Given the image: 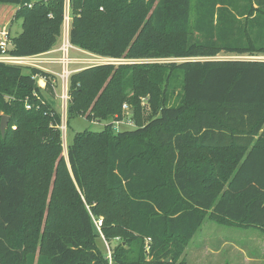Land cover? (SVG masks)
Listing matches in <instances>:
<instances>
[{"label": "trees", "instance_id": "16d2710c", "mask_svg": "<svg viewBox=\"0 0 264 264\" xmlns=\"http://www.w3.org/2000/svg\"><path fill=\"white\" fill-rule=\"evenodd\" d=\"M0 3L17 5L13 20H22L11 54L54 48L65 0ZM70 13L72 45L114 59L182 60L73 72L69 120L117 116L128 102L136 126L79 131L68 160L61 113L44 95L53 96L55 74L0 62V123L10 117L0 128V264H110L91 213L105 217L107 239L124 237L114 264H188L207 214L264 231V60L213 59L264 53V0H70ZM142 97L153 108L145 123Z\"/></svg>", "mask_w": 264, "mask_h": 264}, {"label": "rangeland", "instance_id": "374dc122", "mask_svg": "<svg viewBox=\"0 0 264 264\" xmlns=\"http://www.w3.org/2000/svg\"><path fill=\"white\" fill-rule=\"evenodd\" d=\"M38 1V0H32ZM12 4H0V18L3 14H6L8 10L1 6H11ZM3 8V9H2ZM9 13L8 18L0 19L1 23H6L10 17V22L7 23L10 35L15 36L22 31V20H13V11ZM7 9V8H6ZM71 14V13H70ZM62 42V36L59 37L57 43ZM80 48V47H79ZM82 49V48H81ZM84 50V49H83ZM54 55L53 53H51ZM70 55L75 59L66 66V69L70 72L68 77V83L63 86L62 79L55 73L45 68H51L50 65L44 62L39 63L42 67H37L31 63H24L26 67H37L48 71L56 76V87L53 96L44 93L47 100L54 106V108L61 113L62 116V140H63V154L68 160V145L72 141L74 135L79 131L103 130L107 125H112L114 132H118L122 129H132L136 126V122L133 117L135 109L131 108V104L128 102L123 103L121 114L117 116H111L107 119L88 118L87 114L77 116L72 119H68V105L70 101L69 95V80L73 72L90 65L101 63H113L119 64L121 62H150V63H168L172 61H181V58H154V59H141V60H129V59H114L106 56H101L90 51H82L80 49H70ZM78 56V57H77ZM260 59L264 60V53H226L221 52L213 59ZM203 59V58H196ZM57 65V64H56ZM60 72L65 70L60 64L57 65V69ZM42 79H38V83L41 87H45L46 82L42 85ZM45 81V80H44ZM68 88V89H67ZM181 98L180 85H176L174 88V94L172 96L171 103H178ZM140 110L138 111V118L141 122H147L153 115V108L146 98H141ZM91 215L93 232L96 235V242L100 250L107 256L110 264H114L112 260L113 248L123 242L124 237L121 234L113 236L111 240L107 239L104 234L103 226L106 225V219L103 215L96 216ZM102 220V223H99ZM122 221V218L120 217ZM116 228H123V224L114 223ZM149 241V238L146 239ZM147 244V243H146ZM148 245V244H147ZM146 250L147 246H146ZM183 257L187 260L188 264H264V231L259 228H241L231 224H225L212 218L210 214H207L203 224L195 233L191 241L189 242Z\"/></svg>", "mask_w": 264, "mask_h": 264}, {"label": "built area", "instance_id": "2783aa9c", "mask_svg": "<svg viewBox=\"0 0 264 264\" xmlns=\"http://www.w3.org/2000/svg\"><path fill=\"white\" fill-rule=\"evenodd\" d=\"M72 17L70 14V0H65V8H64V20L62 25V44L57 49L62 52L61 57L57 58L56 61H59L63 64L65 70L59 74V77L62 79L63 86H66L68 83L69 71L66 69V66L71 64L74 61V57L70 55V49L73 47L70 38L69 31L71 27ZM12 45L11 35L9 28L2 27L0 28V62H5L9 64H24L31 63L37 67H42L39 65L41 62H46L47 59L45 56L38 54L32 56H16L9 52V49ZM53 72L49 68H45ZM68 89V88H67ZM99 223H102L100 220Z\"/></svg>", "mask_w": 264, "mask_h": 264}, {"label": "crops", "instance_id": "0c3cea01", "mask_svg": "<svg viewBox=\"0 0 264 264\" xmlns=\"http://www.w3.org/2000/svg\"><path fill=\"white\" fill-rule=\"evenodd\" d=\"M0 4H7V3H0ZM1 7L5 8V10H3V13H4V11L8 10L7 12H5L6 14H3V16H1V18H0L1 20H2V18H5V20H6V18H8L9 13L12 12V8L11 7H14L15 8L12 15H14L15 11L18 8V6L15 5V4H12L11 6H1ZM9 20H10V17H9V19H7V22L6 23H1V21H0V28L7 27V23L10 22ZM61 44H62V42L57 43L52 50L41 54V55L45 56L46 59H47V61L45 62V64L50 65L51 68H49V69H51L53 71V73H55L58 76H59V74L61 72L58 71V70H55V69H57V65L60 64L61 67H63V64L61 62L56 61V59L59 58V57H61V55H62V52L57 50V49H59V47L61 46ZM72 46H73L72 48H74V49H77V50L80 49L82 51H85V50H83V49H81V48H79V47H77L75 45H72ZM51 53H53L54 55H52ZM40 79H42L41 83L43 85L46 81H44V79L42 77Z\"/></svg>", "mask_w": 264, "mask_h": 264}, {"label": "water", "instance_id": "95a60500", "mask_svg": "<svg viewBox=\"0 0 264 264\" xmlns=\"http://www.w3.org/2000/svg\"><path fill=\"white\" fill-rule=\"evenodd\" d=\"M9 120H10L9 115L4 114L2 116L1 123H0V128H1V132H2L3 135L6 132L7 126L9 124Z\"/></svg>", "mask_w": 264, "mask_h": 264}]
</instances>
